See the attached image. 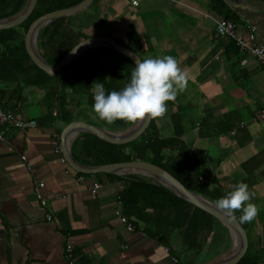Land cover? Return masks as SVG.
<instances>
[{
	"label": "crops",
	"instance_id": "crops-1",
	"mask_svg": "<svg viewBox=\"0 0 264 264\" xmlns=\"http://www.w3.org/2000/svg\"><path fill=\"white\" fill-rule=\"evenodd\" d=\"M100 1L92 5L100 8ZM220 2L219 12L212 0H141L136 6L129 0H107L103 9L109 33L127 41L141 60L170 55L187 72V88L170 106L166 103L165 116L154 119L159 136L176 134L183 141L197 158L202 184L217 199L238 182L255 193L251 202L259 214L252 222L239 224L248 253L257 264H264V118L254 117L264 101V69L232 39L213 33L214 20L228 13L236 37L245 40L250 24L255 40L264 45V0ZM24 3L0 0V18L13 15ZM16 4L18 10L3 16ZM50 5L44 0L37 6ZM20 23L12 28L19 34L17 40L23 41ZM22 57L10 56L0 44V104L22 120L35 121L33 128H2L0 264H67L65 243L71 246L72 264H206L228 253L232 239L226 228L202 215L197 219L199 228L190 225L185 235L184 226L168 230L164 243L156 240L164 229L159 222L146 225L126 217L133 229H125L116 212L121 214L117 199L124 185L117 177L126 174L77 172L60 149V133L67 124L58 116L61 105L71 113L69 122L105 127L85 103L84 94L65 81L92 67V62L82 57L89 63H74L67 72L43 79L28 69ZM81 133L68 145L78 163L72 150L78 152L73 142L82 139ZM34 180L42 182L44 204L35 196ZM94 182L98 186L93 189ZM241 215L235 212L237 221Z\"/></svg>",
	"mask_w": 264,
	"mask_h": 264
},
{
	"label": "trees",
	"instance_id": "trees-1",
	"mask_svg": "<svg viewBox=\"0 0 264 264\" xmlns=\"http://www.w3.org/2000/svg\"><path fill=\"white\" fill-rule=\"evenodd\" d=\"M39 1L44 2V0H36L30 13L20 23L22 32H25L30 22L41 14L71 6L80 0H48V3L52 5L44 9H38ZM93 1L90 0L86 6L72 14L50 21L41 29L37 48L46 63L55 64L75 43L96 35L110 37L115 42L136 52L128 45L127 41L115 37L113 33H109L106 10L94 7L92 5ZM212 1L215 10L219 12L221 7L220 0ZM18 8V4H16L12 8L7 9L3 16L12 14ZM81 15L83 18L77 21L76 17ZM222 17L232 20L228 13H224ZM17 35L19 34L12 27L1 29L0 44L3 49L10 56L14 55V57H16V54L21 53L23 56L22 60L26 63L28 69L34 70L43 79L49 78L30 59L24 48L23 41L17 40ZM40 37L44 39L43 42ZM82 57L92 62L93 66L83 69L77 77L70 75L67 79H64L65 81L67 80L68 85L72 86V89L84 94L85 103L91 108L94 103L92 92V84L94 82L104 84L106 93L122 90L130 81L131 71L135 67L127 57L113 49L106 46H93L84 49L72 61L61 66L58 73L67 72L74 63L84 65L89 63L80 60ZM63 85L66 86V83ZM166 103L169 106L171 105L170 101ZM57 112L59 118L63 119L65 123L69 122L71 113L68 108L61 105ZM100 121L108 129H121L131 124L120 120L112 124ZM80 137H82L80 141L75 140L73 142V145H77L78 152L75 153L74 149L72 152L74 157L84 165H100L132 160L145 161L168 172L188 190L206 196L211 201L217 200L200 180L195 155L176 134L164 137L159 136L154 119L149 120L145 129L136 138L126 142L115 143L85 132L81 133ZM117 178H121L124 181V185L118 193L121 214L127 218H133L134 221H141L146 225L154 222L163 224V232L156 236V240L161 243L165 242L168 230L184 226L183 235H185L191 228L190 225H194L195 230L199 228L198 215L216 222L215 218L210 214L193 206L152 180L136 174L121 175ZM147 209L148 213L145 212ZM183 238L186 240V237L183 236ZM247 249L248 246L245 243L242 254L230 264H257L256 257L249 254Z\"/></svg>",
	"mask_w": 264,
	"mask_h": 264
},
{
	"label": "water",
	"instance_id": "water-1",
	"mask_svg": "<svg viewBox=\"0 0 264 264\" xmlns=\"http://www.w3.org/2000/svg\"><path fill=\"white\" fill-rule=\"evenodd\" d=\"M89 1L90 0H80L71 6L46 12L33 19L24 32L23 44L28 56L33 61V63L47 75H51L54 72L59 71L61 66L69 63L82 50L93 46L109 47L127 57L135 66V62H137L139 58L135 52L115 42L112 38L103 35L91 36L77 42L55 64L46 63L39 54L36 40V35L39 29L57 17L66 16L82 9ZM34 3L35 0H25L24 5L16 13L9 17L0 18V29L12 27L22 22L30 13ZM73 49H75V52H73ZM149 120L150 119L146 118L144 121L131 123L122 129H108L105 127L93 126L85 122L72 120L64 126L60 133V149L63 159L72 169L81 173L106 172L113 174L139 175L143 178L156 182L176 196L210 214L226 228L232 239V245L226 255H223L222 257H219L206 264L232 263L242 254L244 250L246 243L245 234L239 222L236 219L233 220L224 216L216 209L212 201L193 191L188 190L168 172L151 163L140 160H132L85 166L76 162L68 152V145L78 132L89 133L111 142L121 143L136 138L145 129Z\"/></svg>",
	"mask_w": 264,
	"mask_h": 264
},
{
	"label": "clouds",
	"instance_id": "clouds-1",
	"mask_svg": "<svg viewBox=\"0 0 264 264\" xmlns=\"http://www.w3.org/2000/svg\"><path fill=\"white\" fill-rule=\"evenodd\" d=\"M187 85V72L181 69L175 57L138 58L130 81L122 90L106 93L104 84H92V110L108 124L117 120L136 123L146 118H162L167 113L166 102H175ZM254 195L246 183L238 182L223 197L215 200L214 205L224 216L233 220L236 219L235 212L241 211L238 222L250 223L259 214L257 205L251 202Z\"/></svg>",
	"mask_w": 264,
	"mask_h": 264
},
{
	"label": "built area",
	"instance_id": "built-area-1",
	"mask_svg": "<svg viewBox=\"0 0 264 264\" xmlns=\"http://www.w3.org/2000/svg\"><path fill=\"white\" fill-rule=\"evenodd\" d=\"M141 0H129L130 5L136 6ZM235 24L230 19L219 18L214 20V28L213 33L216 37H224L228 39H232L235 47L242 51L246 56L253 58L263 69H264V45L259 44L255 40L254 27L252 25L246 26V39H240L235 35ZM241 63L244 62L243 59L240 60ZM254 117L256 119L264 118V101L260 104L259 108L255 111ZM13 127L16 129H27L33 128L35 126L34 120H22L20 117L13 114L9 109L3 108L0 104V139L3 134V127ZM231 133L233 130L230 131ZM35 196L40 204H44V199L42 198L39 189L42 186V182L39 180H34L33 184ZM98 183H92V188H96ZM117 203H119V198L117 199ZM119 217L121 223L124 224L125 229L132 230L133 224L128 221V219L120 214V212H116ZM50 216L47 214L46 219H49ZM66 256V263L72 264L71 260V246L69 243L64 244L63 248ZM171 261L174 262L175 258L171 257Z\"/></svg>",
	"mask_w": 264,
	"mask_h": 264
},
{
	"label": "rangeland",
	"instance_id": "rangeland-1",
	"mask_svg": "<svg viewBox=\"0 0 264 264\" xmlns=\"http://www.w3.org/2000/svg\"><path fill=\"white\" fill-rule=\"evenodd\" d=\"M105 4H107V0H101L100 2H99V6H101L100 8H105L106 7V5ZM106 10V9H105ZM106 17H107V14H106ZM107 19V18H106Z\"/></svg>",
	"mask_w": 264,
	"mask_h": 264
}]
</instances>
